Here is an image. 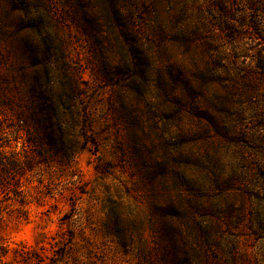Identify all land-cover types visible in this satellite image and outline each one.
<instances>
[{
	"label": "rangeland",
	"instance_id": "rangeland-1",
	"mask_svg": "<svg viewBox=\"0 0 264 264\" xmlns=\"http://www.w3.org/2000/svg\"><path fill=\"white\" fill-rule=\"evenodd\" d=\"M0 159V264H264V0H0Z\"/></svg>",
	"mask_w": 264,
	"mask_h": 264
},
{
	"label": "trees",
	"instance_id": "trees-1",
	"mask_svg": "<svg viewBox=\"0 0 264 264\" xmlns=\"http://www.w3.org/2000/svg\"><path fill=\"white\" fill-rule=\"evenodd\" d=\"M35 119L39 125V132L41 134V135L39 134V136L37 138V140H38L37 144H43L42 141L44 139V127H43V124L41 122V120H42L41 112H39V114L37 115V117ZM11 163H12L11 164V168H12L14 166V163L13 162H11ZM6 165H7L6 162L1 161V159H0V187H2L4 185L3 183H5V179H8L6 181V183H8V181H9V172H7ZM14 171H17V170H13V172Z\"/></svg>",
	"mask_w": 264,
	"mask_h": 264
}]
</instances>
